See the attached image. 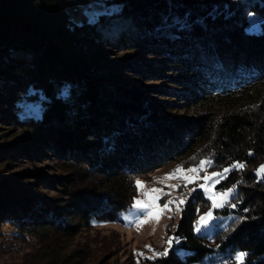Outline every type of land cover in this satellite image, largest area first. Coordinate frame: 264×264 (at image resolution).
<instances>
[{
    "label": "trees",
    "instance_id": "1",
    "mask_svg": "<svg viewBox=\"0 0 264 264\" xmlns=\"http://www.w3.org/2000/svg\"><path fill=\"white\" fill-rule=\"evenodd\" d=\"M84 1L99 9L0 0V230L29 246L22 264H106L76 239L193 152L245 165L217 185L235 195L192 194L178 243L146 264H264V0ZM210 209L232 219L200 234Z\"/></svg>",
    "mask_w": 264,
    "mask_h": 264
},
{
    "label": "rangeland",
    "instance_id": "2",
    "mask_svg": "<svg viewBox=\"0 0 264 264\" xmlns=\"http://www.w3.org/2000/svg\"><path fill=\"white\" fill-rule=\"evenodd\" d=\"M63 3L69 12L78 17H81L84 13H94V11L99 9V4L97 2L88 3L84 0H63ZM37 106L38 105L35 103H30L27 105L26 110L31 114H34L37 111ZM196 161V153L193 152L186 156L185 159L173 161L155 170L147 178L138 179L144 182L145 187L143 189H138L139 191L136 200H146L147 197L144 193L152 188H158L161 189L162 193H169V195H161L159 200L161 208L169 200L176 201V203L169 205V210L163 212L160 216L159 222L154 219H149L148 222L143 225L138 224L137 221L144 219L145 214L142 211L135 209L133 205L132 208L122 214L119 221L95 223L90 231H85L76 239L77 243H80L81 245L88 244V246L85 245L84 250L93 249L99 251L104 248L107 251H111V254L108 255L107 259L109 260H107L106 264H146L148 260H153L147 258L153 256V252L145 246L151 245L155 252H163L165 248L168 247L166 243L167 239L173 237V230L176 227V223L180 218L181 211L187 203V200L192 194L201 189L199 184L205 183L202 178L206 175H211L213 172H222L218 170H210L208 165L198 173H188L185 171L184 175H194L201 178L193 183L187 184V187L184 186L186 181L179 176H177V178L163 180L166 173L172 172L178 166H183L185 170L198 166L199 163ZM205 161H207V159H205ZM260 177L262 176L260 175ZM222 179H220L219 182ZM219 182L216 183L213 188V191L218 193L225 191L217 189ZM171 185H179V187L173 188L170 187ZM203 192L205 193L204 190ZM205 195L208 197L207 193H205ZM234 195L235 190L229 195V197H227L224 205L229 202ZM180 199H183L185 202L179 204ZM204 214L205 213L200 215V217ZM231 219L232 216H219L212 211V218L206 224L201 226L199 232L200 234L211 235L215 232L217 225L218 227H225ZM13 234L14 231L9 226H4L0 230V264H22L23 256L29 250V246L15 239ZM100 253H102V251ZM137 253H143L144 255L139 256Z\"/></svg>",
    "mask_w": 264,
    "mask_h": 264
},
{
    "label": "snow or ice",
    "instance_id": "3",
    "mask_svg": "<svg viewBox=\"0 0 264 264\" xmlns=\"http://www.w3.org/2000/svg\"><path fill=\"white\" fill-rule=\"evenodd\" d=\"M211 161H200L199 165L193 168H188L185 170L183 166H178L176 169H174L170 173H166L163 180H169L173 178H177L179 176L181 179L186 181V184L184 185L187 187V184L193 183L199 179H201L199 176L194 175H184L185 171L188 173H198L201 169H203L206 165H210ZM245 165L243 163L236 162L232 164L229 168H224L222 172H213L211 175H206L202 179L205 181L203 184H199V187L205 191V193L208 194L209 199L212 201V209L222 207L224 203L226 202L227 197L234 192L235 186L233 188H229L223 192H215L213 191L214 185L219 182L220 179L224 178L225 175L231 171L233 168L242 169ZM257 173L261 176H264V164H261L259 168L256 169ZM136 186L138 189H143L144 182L137 180ZM170 187H179V185H171ZM160 194V195H156ZM144 195L147 197L146 200H139L137 199L134 208L137 210L142 211L145 214V218L142 220H138L137 223L140 225H143L144 223H147L149 219H154L155 221L159 222L160 216L163 214L164 211L169 210V205L172 203H176L174 200L167 201L163 207L161 208L159 205V200L161 198V195H169V193H162L161 189L158 188H152L144 193ZM185 201L183 199L179 200V204H183ZM232 207H235V205H232ZM212 209H210L208 212H206L203 216L200 217V220L197 222L196 231L199 232L201 230V226L206 224L211 218H212ZM174 242L178 243V238L176 237H169L166 241L168 247L165 248L163 252H155L154 249H152L151 245H146L150 251L153 252V256L147 257L148 259H155L157 256H166L168 254V249L172 246ZM139 256H143V253H137ZM246 253L239 252L236 254V261H239L240 264H242Z\"/></svg>",
    "mask_w": 264,
    "mask_h": 264
}]
</instances>
